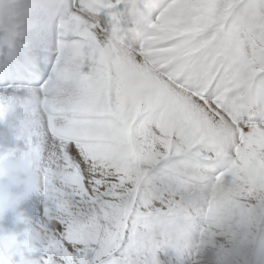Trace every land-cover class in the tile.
<instances>
[{"label": "snow or ice", "instance_id": "snow-or-ice-1", "mask_svg": "<svg viewBox=\"0 0 264 264\" xmlns=\"http://www.w3.org/2000/svg\"><path fill=\"white\" fill-rule=\"evenodd\" d=\"M0 126L51 222L0 264H264V0H0Z\"/></svg>", "mask_w": 264, "mask_h": 264}, {"label": "clouds", "instance_id": "clouds-1", "mask_svg": "<svg viewBox=\"0 0 264 264\" xmlns=\"http://www.w3.org/2000/svg\"><path fill=\"white\" fill-rule=\"evenodd\" d=\"M113 40L121 41L119 33L113 34ZM7 134H0V142H8ZM45 175L38 155L33 151H9L0 154V220H3L11 211L34 194H42L45 187ZM50 221L40 220L28 228L30 239L40 241L44 239L45 232L42 225Z\"/></svg>", "mask_w": 264, "mask_h": 264}, {"label": "rangeland", "instance_id": "rangeland-1", "mask_svg": "<svg viewBox=\"0 0 264 264\" xmlns=\"http://www.w3.org/2000/svg\"><path fill=\"white\" fill-rule=\"evenodd\" d=\"M9 137L11 138V136ZM14 141H11L10 139L6 143L0 142V144L3 145V148L0 149V151L16 149V153L20 154L21 152L28 150V146L25 141L22 142L23 146L17 144V146L13 145ZM43 200L44 197L42 194L38 193L37 195H32L30 198L23 201L15 211L9 212L3 220H0V227H2L6 233L15 232L18 236V239L22 240L24 238L22 235L24 231L32 225H35L40 219L43 218ZM18 213H23L24 216L30 221V224H18L16 222Z\"/></svg>", "mask_w": 264, "mask_h": 264}, {"label": "bare ground", "instance_id": "bare-ground-1", "mask_svg": "<svg viewBox=\"0 0 264 264\" xmlns=\"http://www.w3.org/2000/svg\"><path fill=\"white\" fill-rule=\"evenodd\" d=\"M1 128H0V130H4V131H7V129L5 128V126H0ZM10 136V135H9ZM11 139V141H14L15 139L13 138V137H11L10 138ZM22 140L21 141H14V144L13 145H15V146H17V145H20V146H23V144H22ZM17 144V145H16ZM12 145V146H13ZM28 149V148H27ZM37 195V194H36Z\"/></svg>", "mask_w": 264, "mask_h": 264}]
</instances>
